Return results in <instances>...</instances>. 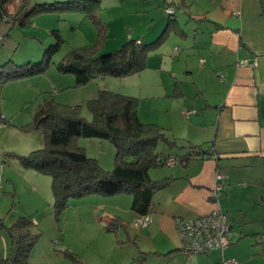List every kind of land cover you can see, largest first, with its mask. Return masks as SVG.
<instances>
[{"label":"crops","instance_id":"crops-1","mask_svg":"<svg viewBox=\"0 0 264 264\" xmlns=\"http://www.w3.org/2000/svg\"><path fill=\"white\" fill-rule=\"evenodd\" d=\"M195 1L171 0L176 5L174 14L187 13V24L196 25L191 34L175 18L173 24L166 25L167 36L174 33L185 38V46L173 48L168 55L160 48L164 39L156 48L159 50L148 54L145 69L126 77L110 76L108 80L118 85L121 90L118 92L139 97L140 121L155 123L166 130L176 145L169 147L162 143L165 149L161 147L160 151L177 160L153 171L151 177L155 180H171L153 194L150 221L139 226L142 230L133 238V247L121 246L122 237L117 234L118 240L109 241L104 248L100 246L98 253L92 252L91 245L83 247L85 251L79 254L83 264H101L110 254L112 260L107 264H135L151 253L162 264H222L224 258L231 257L237 264H264V0ZM19 5V0L14 7L10 4L9 12L15 13ZM99 18L109 26L110 22ZM132 36L130 33L126 39ZM136 38L142 43L145 40L140 35ZM148 38L149 42L153 40L151 35ZM242 61L246 63L241 64ZM189 110L193 112L186 116ZM11 127L16 126L9 120L0 123V222L4 226L12 219L7 217L9 212L2 213L9 205V196L15 195L6 186L18 192L19 188L24 189L30 201L32 197L34 203H41L39 206L44 200L50 202L48 193L44 196L39 189L44 181L41 173L23 166L17 158L25 154L17 147L28 146L31 151L33 143L11 142ZM90 141L79 137L77 144L86 151L85 144ZM190 145L202 154L187 162L179 160L190 151ZM96 160L105 168L112 166L108 157L102 162ZM217 171L223 175V187L221 196L213 199L211 190ZM117 195L121 193L89 194L78 201L88 203L94 214L100 211L99 217L107 218L109 224L117 222L124 226L122 200ZM39 206L28 209L22 204L13 214L31 217L43 209ZM215 207L225 212L232 223L231 243L222 252L212 250L204 255L185 256L174 219L194 218ZM128 216L139 217L134 211ZM31 218L38 227L39 217ZM4 226L0 228L6 229ZM58 242L64 244L65 239L62 237ZM8 250V233L6 236L0 232V253L6 254ZM48 250L57 254L52 245ZM60 255L66 258L61 251Z\"/></svg>","mask_w":264,"mask_h":264},{"label":"trees","instance_id":"trees-1","mask_svg":"<svg viewBox=\"0 0 264 264\" xmlns=\"http://www.w3.org/2000/svg\"><path fill=\"white\" fill-rule=\"evenodd\" d=\"M12 2L14 0H0V21L12 16L14 23L25 25L31 23L34 16L45 12H77L93 21L98 35L96 43L73 47L56 63L59 71L72 73L79 85H84L95 77H126L145 69L148 54L162 43L168 33L167 27L175 21L174 18H169L163 33L151 42L142 43L138 38H129L119 48L102 54L98 50L102 38L107 35L108 27L98 16L103 9L101 0L32 4L30 0H19V9L13 14L8 8ZM167 14L172 15L174 12ZM51 34L56 41L44 51L39 62L15 64L9 60L3 63L0 84L46 70L53 54L63 42L58 29L51 30ZM85 106L90 112V119L82 115V104H63L51 99L40 103L33 122L20 127L25 130L38 126L43 128V146L27 154L17 155L19 161L23 166L50 177L56 213L67 206L70 198L89 194L106 196L127 193L132 196L131 209L139 216L150 217L153 194L166 187L171 180H155L150 177L149 170L165 165L169 158V155L157 150V145L161 142L172 147L176 142L167 136L163 127L140 121L137 96L100 89L95 97L85 101ZM6 121L0 112V123ZM79 137H96L111 142L116 149L113 168L104 169L95 158L88 156L85 149L77 144ZM189 148L190 151L179 160L187 162L202 154L194 151L195 147L192 145ZM0 226H4L2 222ZM119 226V223L112 222L107 229ZM4 227L9 236V250L5 256L0 253V264H28L31 248L40 235L35 223L28 215H20ZM62 253L74 264H83L79 255L73 251L66 249Z\"/></svg>","mask_w":264,"mask_h":264},{"label":"rangeland","instance_id":"rangeland-1","mask_svg":"<svg viewBox=\"0 0 264 264\" xmlns=\"http://www.w3.org/2000/svg\"><path fill=\"white\" fill-rule=\"evenodd\" d=\"M36 1L52 2L54 0H33L32 3H36ZM199 1L196 0L195 3H199ZM15 3L16 0L11 3L12 7L15 6ZM166 3V0H101L103 9L98 14L110 23L106 37H103L104 39L102 38L101 40L99 53L104 54L119 48L127 40L126 38L130 37V33H133L132 38H136L137 35L143 36L145 39L143 43L149 42V35H151V39L155 40L163 33L169 18H175L189 34L193 33V27H196V25L191 24V22L187 24L188 14L183 13L184 15L182 14L181 16H178L177 13L168 15L164 11V7L167 6ZM172 6L176 7L175 4ZM18 9L19 6L16 8V11ZM32 19L31 23L25 25H19L18 22L14 23L11 16L0 21V71L1 65L9 60H12L15 64H23L25 62L37 63L42 60L44 51L56 41L55 37L51 34V30L53 29L60 31L63 42L53 54L51 63L46 70L30 76L9 79L0 84V112L6 116L7 121L9 120L11 125L16 126L10 128L12 130L11 142L14 140H24L33 143L32 147L38 149L44 143L43 128L38 126L25 130L20 126L33 122L40 103L42 104L45 100L51 99L63 104H82V115L90 119V112L85 106L87 99L95 97L98 90L104 89V85L109 86L111 91L118 92L121 90L117 88L118 85L115 83L108 82L111 78L110 76L103 77L105 79L95 77L84 85H79L76 84L75 76L72 73H63L56 68V63L61 61L69 49L96 43L98 36L97 29L91 19L83 17L77 12H45L34 16ZM163 40L164 43L160 48L161 50H166L168 55L173 48L179 47L180 49L182 46H185V38L174 33L169 36L166 35ZM178 52H175V54ZM175 54H171V57ZM87 138L91 140L90 143L85 144L87 145V155L99 159L101 162L105 161L107 157L110 158L112 161L111 167L105 168L99 165L107 170L112 169L116 153L114 145L107 140L96 137ZM27 147L19 146L17 148L19 152L27 154L30 151ZM161 147L164 148L160 142L157 145V150L160 151ZM162 168H166V165L150 169V177L154 170ZM39 176L44 179V181H41L42 184L39 189L44 192V196L48 193L51 203L47 204L44 200L43 204L39 206L41 203L38 201H36L37 204L34 203L32 197L30 201L24 189L19 188L18 192L6 186V190L10 192L14 191L15 195L12 196L8 193L10 195L9 205H6L7 208L2 213V215H6L9 212L7 217L12 220H8L6 224L8 225L18 216L13 213L15 209L19 210L22 204L27 208L29 206L28 209H33L35 206L43 208L33 214L35 217H39L37 218L39 226L37 227V223L35 225L36 231L40 235L31 248L28 264H57L61 260L63 261L60 264H74L68 257L65 258L60 255V251L65 252L66 249H69L79 255L82 251H85L83 247L91 245L92 252L98 253L100 246L104 248L105 244H108L109 241L118 240L117 234H120V237H122V240H120L122 241L120 243L121 246L133 247V238L142 229L135 227L132 224L135 218L132 219L128 216L130 213L133 214L131 209L132 196L130 194L121 193V195H117L122 200L120 202L121 210H123L121 216L122 221L126 222V225L123 226L122 224L116 229H107L109 225L108 220L107 218L105 220L99 217L100 211L94 214L95 211H93V208L91 209L88 203L78 201L87 198L88 195L80 198H70L67 206L56 213L53 207L50 177L43 173ZM153 177L151 178L154 179ZM0 232H4L7 236L6 229L0 228ZM128 235L131 237L130 240L128 239ZM56 237L57 240H55ZM62 237L65 239L64 244L58 242ZM68 243L69 246L67 245ZM49 245H52L56 249L57 254L53 252L54 250H48ZM111 260L110 254L109 259L101 264H107ZM97 261L96 263H98ZM142 261L135 264H162L161 259L152 253L146 255V259Z\"/></svg>","mask_w":264,"mask_h":264},{"label":"built area","instance_id":"built-area-1","mask_svg":"<svg viewBox=\"0 0 264 264\" xmlns=\"http://www.w3.org/2000/svg\"><path fill=\"white\" fill-rule=\"evenodd\" d=\"M166 2L167 6L164 8V11L172 14L174 8L171 5V0H166ZM240 63L245 64L246 62L242 61ZM191 112L193 110L186 111L185 115L188 116ZM175 162L176 158L173 156L167 159V164H174ZM1 180L0 168V184ZM222 187L223 175L217 171L211 190V197L213 199H218L221 196ZM149 221V215H141L135 218L132 224L134 226H143ZM174 223L181 241V252L188 257L206 254L212 250H224L229 246L234 235V229L228 215L221 211L219 207H215L194 218L176 217ZM222 264H237V260L233 257L224 258Z\"/></svg>","mask_w":264,"mask_h":264}]
</instances>
